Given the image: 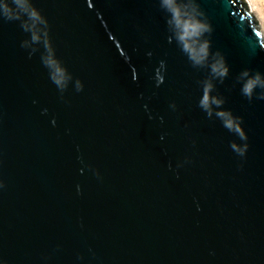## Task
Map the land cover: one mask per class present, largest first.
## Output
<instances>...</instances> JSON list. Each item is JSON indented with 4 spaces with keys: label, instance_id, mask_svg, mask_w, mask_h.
<instances>
[{
    "label": "water",
    "instance_id": "obj_1",
    "mask_svg": "<svg viewBox=\"0 0 264 264\" xmlns=\"http://www.w3.org/2000/svg\"><path fill=\"white\" fill-rule=\"evenodd\" d=\"M27 3L39 42L0 18V264H264V89L241 92L264 41L245 5L176 0L210 28L196 65L161 0Z\"/></svg>",
    "mask_w": 264,
    "mask_h": 264
},
{
    "label": "clouds",
    "instance_id": "obj_2",
    "mask_svg": "<svg viewBox=\"0 0 264 264\" xmlns=\"http://www.w3.org/2000/svg\"><path fill=\"white\" fill-rule=\"evenodd\" d=\"M162 6L170 13V23L176 31V39L181 43L183 51H185L189 59L196 65L205 63L208 59L209 42L207 40L201 41L200 37L204 32L210 31L209 26L203 24L193 12L182 11L176 0H161ZM0 18L5 20H19L21 28L31 34V42H39L40 36L37 34L40 29L37 28V23L45 24L46 22L41 18L39 13L29 4L27 0H3L0 3ZM46 37V32L43 33ZM23 46H29L28 41L23 42ZM35 50V49H33ZM43 63L49 70L50 79L56 86L63 90L71 76L66 73V70L59 66V62L54 59V54L48 48V57L42 58ZM211 71L214 75L224 77L227 75V67L223 65L222 61H217L211 65ZM242 77H247L241 86V92L244 96L251 99L252 92L259 87L264 89V78L257 73L253 77H249L247 71L243 72ZM82 85L79 81L76 82L77 90H80ZM210 83L205 84V95L200 101V107L204 109L209 116H211L210 105L212 103L219 104L220 101H210L207 93L211 90ZM258 99H264V92H262ZM226 127L232 129V122L225 124ZM243 154V151L240 152Z\"/></svg>",
    "mask_w": 264,
    "mask_h": 264
},
{
    "label": "rangeland",
    "instance_id": "obj_3",
    "mask_svg": "<svg viewBox=\"0 0 264 264\" xmlns=\"http://www.w3.org/2000/svg\"><path fill=\"white\" fill-rule=\"evenodd\" d=\"M246 9L250 12V16L256 22L259 30L264 34V0H246Z\"/></svg>",
    "mask_w": 264,
    "mask_h": 264
},
{
    "label": "bare ground",
    "instance_id": "obj_4",
    "mask_svg": "<svg viewBox=\"0 0 264 264\" xmlns=\"http://www.w3.org/2000/svg\"><path fill=\"white\" fill-rule=\"evenodd\" d=\"M242 1V3L244 4H246L247 2H246V0H241ZM247 5V4H246ZM245 5V6H246ZM247 11H248V8H247ZM248 13H250L249 11H248ZM260 32H261V36H262V39H263V41H264V34H263V32L260 30Z\"/></svg>",
    "mask_w": 264,
    "mask_h": 264
},
{
    "label": "trees",
    "instance_id": "obj_5",
    "mask_svg": "<svg viewBox=\"0 0 264 264\" xmlns=\"http://www.w3.org/2000/svg\"><path fill=\"white\" fill-rule=\"evenodd\" d=\"M239 4H240V6H241L242 11L245 12V7H243V3H242L241 0H239Z\"/></svg>",
    "mask_w": 264,
    "mask_h": 264
}]
</instances>
